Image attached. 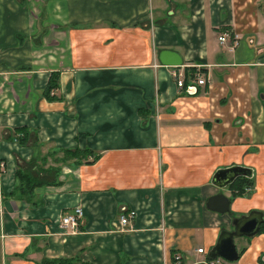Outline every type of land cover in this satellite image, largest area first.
Here are the masks:
<instances>
[{
  "label": "crops",
  "instance_id": "obj_1",
  "mask_svg": "<svg viewBox=\"0 0 264 264\" xmlns=\"http://www.w3.org/2000/svg\"><path fill=\"white\" fill-rule=\"evenodd\" d=\"M161 49L182 66L159 65ZM187 69L207 84L178 89ZM74 148L100 157L59 162ZM232 166L252 170L241 197L211 184ZM20 168L46 183L30 201ZM216 194L227 213L207 209ZM76 207L72 234L60 220ZM251 211L264 214V0H0V264H203ZM247 240L238 264L264 260V236Z\"/></svg>",
  "mask_w": 264,
  "mask_h": 264
},
{
  "label": "water",
  "instance_id": "obj_2",
  "mask_svg": "<svg viewBox=\"0 0 264 264\" xmlns=\"http://www.w3.org/2000/svg\"><path fill=\"white\" fill-rule=\"evenodd\" d=\"M157 62L165 67L182 66L181 56L168 49H161L156 56ZM239 177H252L250 168L232 166L227 169L218 170L211 179V184L218 188H225L232 184ZM207 209L219 214L229 211V200L222 194H216L206 201ZM264 222V214L258 211H251L247 215L234 218L231 222L232 230H221L214 246L209 250L207 261L221 259L226 262H235L240 255L234 240L236 238L250 239L258 235Z\"/></svg>",
  "mask_w": 264,
  "mask_h": 264
},
{
  "label": "trees",
  "instance_id": "obj_3",
  "mask_svg": "<svg viewBox=\"0 0 264 264\" xmlns=\"http://www.w3.org/2000/svg\"><path fill=\"white\" fill-rule=\"evenodd\" d=\"M195 74L194 69H187L184 72V85L188 83L190 79L193 78ZM58 78L59 75L56 72H52L50 75V78L43 89V96L46 100L54 101V100H60L56 96H54L52 93L58 88ZM141 113V112H140ZM17 134L19 135L17 140V143L23 144L26 141V133L27 131L24 128H20L17 130ZM21 135V136H20ZM62 157L59 158V162L62 163H73L75 165H90L96 162L99 159V154H95L88 148L79 149H61ZM17 180H18V187L17 192L22 195L24 199L27 201H30V196L33 192V190L40 185L46 184L43 182H40L37 178L32 177L30 173L25 172L21 168L17 170L15 174ZM253 185V178H247V177H239L237 178L231 185L230 189L232 190V194L235 197H241L247 193V190L252 187ZM264 233V222L260 228V231L258 234ZM71 259L66 260H52V261H45L44 263H52V264H72ZM261 264H264V260L260 259Z\"/></svg>",
  "mask_w": 264,
  "mask_h": 264
},
{
  "label": "built area",
  "instance_id": "obj_4",
  "mask_svg": "<svg viewBox=\"0 0 264 264\" xmlns=\"http://www.w3.org/2000/svg\"><path fill=\"white\" fill-rule=\"evenodd\" d=\"M229 39V43H228ZM218 41L220 44H230L232 41V46L237 47L239 42L238 35L232 34V37H230L229 34L223 33L222 35L218 36ZM174 79L176 80V86L178 89H185V88H193V86H205L208 82L207 77L200 75L199 73H195L193 78L189 80L190 84L185 87L184 85V75L179 72H174L172 74ZM135 213L132 210H129L128 212H121L118 215V223H117V229L119 232L124 231L125 228L129 226L132 219L134 218ZM83 217V212L80 207H76L72 210L70 213H66L61 217L60 220V226L63 230L69 233H77L79 231V227L81 226V221ZM198 253H204L203 249H197ZM175 264H180V257L175 256L174 258ZM221 259H217L215 261H204L203 264H215L218 263Z\"/></svg>",
  "mask_w": 264,
  "mask_h": 264
},
{
  "label": "rangeland",
  "instance_id": "obj_5",
  "mask_svg": "<svg viewBox=\"0 0 264 264\" xmlns=\"http://www.w3.org/2000/svg\"><path fill=\"white\" fill-rule=\"evenodd\" d=\"M228 228H230V226ZM258 235L264 236V233H261V234H258ZM247 241L248 240L246 238H241V239L240 238L239 239L236 238L235 239L236 247H237V250H238L240 256L247 251V248L250 245V243L247 244ZM215 264H238V261H237V263L236 262L234 263V262H226V261L220 260V261H218V263H215ZM256 264H261L259 257L256 260Z\"/></svg>",
  "mask_w": 264,
  "mask_h": 264
}]
</instances>
